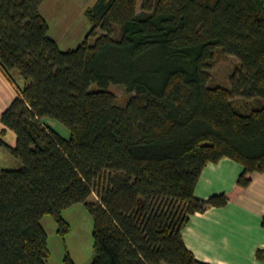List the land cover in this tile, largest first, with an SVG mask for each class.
<instances>
[{"label": "trees", "instance_id": "obj_1", "mask_svg": "<svg viewBox=\"0 0 264 264\" xmlns=\"http://www.w3.org/2000/svg\"><path fill=\"white\" fill-rule=\"evenodd\" d=\"M42 2L0 0V69L18 90L0 147L13 130L22 163L0 171V264H47L41 219L64 237L62 210L77 203L92 217L88 264H210L182 230L264 173V0H97L69 50L49 36ZM216 50L239 59L230 89L208 84ZM110 85L134 95L119 104ZM222 158L242 165L234 187L196 197L203 168Z\"/></svg>", "mask_w": 264, "mask_h": 264}, {"label": "crops", "instance_id": "obj_2", "mask_svg": "<svg viewBox=\"0 0 264 264\" xmlns=\"http://www.w3.org/2000/svg\"><path fill=\"white\" fill-rule=\"evenodd\" d=\"M93 1L91 5L83 4V0H43L41 3L39 10L48 22V34L61 50L73 49L84 39L89 25L83 15L97 0ZM17 94L15 84L0 69V115ZM46 122L51 127L56 125V120L46 119ZM3 127L0 121V132ZM3 138L7 147H15L13 130L8 128ZM1 170L7 168L0 167ZM241 172L242 165L230 158L208 163L200 174L195 196L207 199L231 190ZM96 200L94 193L88 198L90 202ZM65 219L70 221L68 216ZM263 220L264 173H261L255 174L250 184L226 205L191 215L182 230V237L195 257L206 263L264 264V258L256 256L258 250L264 252ZM56 230L57 226L53 224L51 231Z\"/></svg>", "mask_w": 264, "mask_h": 264}, {"label": "rangeland", "instance_id": "obj_3", "mask_svg": "<svg viewBox=\"0 0 264 264\" xmlns=\"http://www.w3.org/2000/svg\"><path fill=\"white\" fill-rule=\"evenodd\" d=\"M92 2L94 1L83 0V4L87 5H91ZM83 17L84 20L86 19L90 27L86 16L83 15ZM86 34L84 35V38ZM93 41L94 38H90V42L92 43ZM215 53L216 62L209 68L210 80L208 84H218L230 89V77L238 66L239 59L234 55L225 54L221 50H216ZM16 80L19 82L18 78H16ZM109 88L117 95V100L119 104L122 105L128 98L134 95V93L126 92V90L120 85H110ZM232 99L237 108V105L242 104V101L245 100L237 95H234ZM247 100L250 102L257 101L253 99ZM53 128L62 136L68 137V128L59 121H56V125ZM21 166V161L11 153L9 147H0V167L16 169ZM62 216L64 219L67 218V216L70 218V231L64 237H61L55 231H51V226L56 224L51 215L43 216L42 224L48 233V246L50 250V256L47 259V262L49 264H65L64 258L68 254L75 264H88L93 255V223L91 214L84 203H77L62 210Z\"/></svg>", "mask_w": 264, "mask_h": 264}]
</instances>
